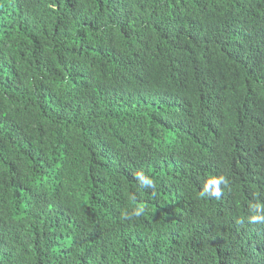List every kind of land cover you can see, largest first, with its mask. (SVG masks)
Wrapping results in <instances>:
<instances>
[{
	"label": "trees",
	"instance_id": "obj_1",
	"mask_svg": "<svg viewBox=\"0 0 264 264\" xmlns=\"http://www.w3.org/2000/svg\"><path fill=\"white\" fill-rule=\"evenodd\" d=\"M253 216L264 0H0V264H264Z\"/></svg>",
	"mask_w": 264,
	"mask_h": 264
},
{
	"label": "clouds",
	"instance_id": "obj_2",
	"mask_svg": "<svg viewBox=\"0 0 264 264\" xmlns=\"http://www.w3.org/2000/svg\"><path fill=\"white\" fill-rule=\"evenodd\" d=\"M136 179L139 181V183L141 184V186H145V187H153L154 186L153 181L151 179H149L148 177H146L143 172H138L136 174ZM220 182L226 183L227 181L224 180L223 178H221V181ZM215 195L217 197H219L220 193L217 191L215 193ZM143 211H144L143 206H140V207H138V208H136L134 210V213L133 214L136 217H139V216H141L143 214ZM124 218L125 219H128L129 218V216H128L127 213L124 214ZM251 220L254 223H256V222H264V217H261V216H253L251 218Z\"/></svg>",
	"mask_w": 264,
	"mask_h": 264
}]
</instances>
